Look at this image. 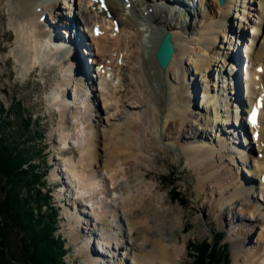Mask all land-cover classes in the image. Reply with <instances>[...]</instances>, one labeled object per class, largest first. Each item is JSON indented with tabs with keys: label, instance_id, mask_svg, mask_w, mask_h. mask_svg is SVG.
Wrapping results in <instances>:
<instances>
[{
	"label": "bare ground",
	"instance_id": "1",
	"mask_svg": "<svg viewBox=\"0 0 264 264\" xmlns=\"http://www.w3.org/2000/svg\"><path fill=\"white\" fill-rule=\"evenodd\" d=\"M102 1L104 3V7H102V10H99L101 5L100 3H92L91 0H68V3L70 8L74 7L75 9L73 12V16H76V19L79 18L78 24H81L86 28V30L84 31H89L90 29L91 38L93 41L91 43L93 46H95V51L99 53L100 58H106L109 55L112 56V53H114V56L117 58L115 60L123 57L121 51L124 50L121 49V45H123V42L125 41L124 39L127 34L130 35V38L132 39L131 42H134L136 46L140 44L143 45L141 52L135 51L129 55H126L127 58L130 59L128 62L132 63V69L130 71L135 81L134 84L129 83L128 86L130 87V89L134 87L137 91V94L133 95L130 98V104H128L129 100L124 101L119 99L120 95L117 96L113 95V93H110L111 90L115 89L113 86V82L110 83V80L107 81V78L105 79L107 75H104V72L102 71H100V81H96L97 76L95 74V80L92 78L84 80V89H80L76 85V88L73 89L72 87L70 91L67 90L66 87L70 83V77L80 76L84 78V76L81 75V72L85 73L84 71L85 69H87V67L83 65L82 59L79 57L81 53L79 51L81 49H83L84 51L85 49H87V36L85 35V33H80L77 26L74 30L72 28L71 32L64 39L65 30L62 29L63 25L60 26L63 19L61 20L62 13L60 11V7H57L58 0H0V5L4 3L6 4L8 9H12L14 12V16H12V18L10 17V19H12L10 28H12L17 38V45L13 49V51L14 57L17 59L22 68L21 71L24 70V73L26 71L29 74L37 68L42 69L45 66L49 67V65L52 66L56 64L64 65L62 68L64 74L62 76V81L59 83L61 90L58 89L59 91L57 90L55 93H53L52 96L49 97V100L51 105H58V109L61 110L63 115V120L61 121L62 123L59 127L60 129H58V132L60 133H58V140L62 145H64V147H61V151L67 148L70 140L72 141V139H75V141H77L80 158L77 162L74 159L68 160L66 162V174L71 179V181L75 180V183L79 186L80 192L78 193L79 197H77V199L81 202L90 203L87 206L89 208H92L91 210L94 213L92 214L93 219L100 222L99 225H102V229L105 231V234L103 236L104 243L110 245L111 243L114 244L115 241H119L122 243L123 240H125L127 244L132 243V247L129 252V254L132 255V262H130L129 264H180V261L186 258L184 256V254L187 253L186 245L180 246L178 244L179 240L175 242L170 239L168 241L162 236L156 239L152 238L150 235V231L152 230H154L151 233L153 236L156 235V231L159 233L161 232L165 222L164 214H167L169 216L170 214L178 213L174 209L166 208V206H164V196L159 194L161 186H159V184H156V182L150 183L149 180H147L146 177L150 174L141 170V161L142 159H144L146 151L148 150L147 147H149V140L151 139L153 144L156 142L155 134H160L161 127H163V129L166 131V134L176 133L178 135V142L188 139L198 140L200 138L197 133H181L182 127L179 128V122L187 116V108L185 107L186 104L188 103V101L193 104L191 100L192 96H185V88L187 86L185 85V83L187 82L185 81V77L187 76V74L186 70H184V59L182 58L189 57L191 59L195 57L196 60H193L194 69L201 75L203 81L205 79L204 82H210L209 69H212V62L214 61L213 55L218 54L217 50H215L214 47L217 40L214 35L218 34L220 30L223 32L227 30L226 20H223L216 25L213 21L210 22L212 18L211 16V18L206 19L204 23L203 20L199 22V30L201 31V29H204L205 33V35H199L200 37H198V39H200L198 40V43L202 44L203 46V48H200V50L188 49L190 48V46L187 45H194L195 42L192 41L191 43L188 40H183L185 38L183 35H181V33L185 34L188 32H192L187 24V21L190 18L196 15L203 18L205 17L202 16L203 12L201 7H203V5H208L209 3L210 8L213 7V9H219V12L217 11V13H219L220 15L225 10L228 13L229 10H231L232 6L234 7L235 0H225V3L222 5L219 4L221 3L220 0H195V3L194 0H190V2H192V7L190 6L188 10L185 9L180 13L175 12V10H173V7L177 6V4L180 3L182 5L183 2L189 7L188 0H186V2L185 0H153V3H151L150 5L148 4V0H143V2L141 1L142 6H145L147 4V8L145 10H142L143 8L139 9L141 6L140 2H137L135 0H129L130 5L127 9L126 4H123V0ZM129 1L125 2L127 3ZM210 2L212 4H210ZM214 2H217L218 5H214ZM259 2L262 11L259 14L260 20L256 24L257 27H261V23L264 20V0H259ZM199 4L202 6H199ZM169 6L171 7L170 10ZM183 6L185 7V5ZM37 7H41L42 10L40 9V11H37ZM138 9L141 12H138ZM127 10H129V13L126 15L125 11ZM136 12L139 13V15H141V13L144 15L145 13L144 16L147 18H151L155 26L149 25L148 23L150 22L148 21H144V24L140 23L137 19ZM171 14L181 19H176L177 23H181L180 25L177 26L171 24V21L168 19V16ZM68 15L69 14H66V16ZM219 15H216L214 17H217ZM41 16H44L47 22H49V20L56 19L54 24L56 26H59L56 31V36H53L54 34L51 33V29H49V27H45V23H40ZM94 26L97 27V32L95 35L93 34ZM229 26L230 28L228 30L233 34L236 30L232 24V21L229 22ZM107 28L109 31H107ZM166 31L171 34V39L173 40L175 50L170 62L166 66V69L163 71L156 63V48L160 43L162 34ZM215 31L218 32L216 33ZM147 34L149 36H146ZM75 36L79 37V41H76ZM238 36L239 33L235 35V43L236 41H238ZM66 38H68V40H66ZM259 38L261 39L260 42ZM255 41L256 46L252 45L250 47L246 46L247 43L245 45H241L237 42L236 48L234 46V50H232V53L227 56V58L231 59V61L226 63V69L228 66L230 67V65L235 63L237 52L240 51L238 48L239 46H241V48L243 49L244 46H246V50L248 49L249 52H252V54L249 55V61L252 62L251 64L249 63L250 65L255 66L256 64V66H258L264 63V32L261 33L260 37H256ZM68 43L71 45L68 46ZM78 44H80L82 47L80 48V45ZM89 50L88 52L90 55L92 51ZM111 56L109 57L110 59ZM227 58L225 59V61H227ZM70 62H72L73 67ZM103 64L104 68L110 65L107 64V62H104ZM161 74L162 77L160 76ZM251 75L254 77V79H256L257 71L252 72ZM245 76L247 79L248 75L246 74ZM251 77L248 76V80H251V84H255V81L253 82ZM211 78V81L215 83L214 77ZM128 80L129 79L126 76L122 77L121 74V83ZM158 80H162L160 82L161 85L156 84ZM95 81L97 82L98 86ZM80 83H82V81ZM213 83H211V85ZM249 85L250 82L246 80L244 87L247 92L246 95L251 93V86ZM96 86L98 87L99 92H101L99 93V96L103 98V103H101L103 109H105L108 113L112 110V101L115 104L113 110L116 109L117 112V108L119 107L118 103H120V101L127 107L136 110L139 105L144 106V103L147 100L152 101V103H150V107L146 108L144 117L139 118V121L138 119H132L128 122H125L124 131L116 127L113 128L112 132L115 135L114 138H109V135L100 133L96 135L97 137L95 135L92 137L91 135L93 133L95 134V125L94 123L90 122V117L93 116L90 114V111L93 108L95 109L96 105H94L93 102L94 97L92 98V95H89V89L90 93L93 90L92 92L94 95L96 93L94 91V87ZM111 86L113 89L110 88ZM155 86H159V88L156 89ZM191 86L193 87V93L199 92L200 86L198 82L191 84ZM121 87L122 86H119V88L123 90V88ZM209 87H205V89L202 90L201 93H204L202 94L203 101L205 102L207 100L205 102V106L207 105L205 107V112L207 114H210L209 118L212 117V119L210 120L212 121L211 127L216 128V136L215 138H213V141L216 142V139L218 140L219 138L230 139L229 135L233 133H230L228 131L222 132L221 130L222 124L228 122V120H226L225 118H229V112H227L228 110H226L225 106H223V104L228 100V95L225 94L221 96L220 93H217L218 88L209 89ZM223 89L225 91V88ZM98 90L96 88L97 92ZM71 92H74L77 96H79V99L75 100V103H73L74 100L69 101ZM68 93H70V97ZM180 98L184 100V105L179 103ZM251 100L252 97L248 96V102H250ZM89 101H91V103H89ZM96 109L95 111L99 110ZM222 111L226 112L225 115H220ZM70 113L72 115H70ZM210 121L205 122L206 125ZM85 122L86 126L83 127ZM202 123L204 122L199 121V125H203ZM244 124L247 126L248 123L244 122ZM77 129H79V132L76 131ZM255 129L258 131V137L254 136L253 138L258 139L257 143L259 141H263V147H261V150L264 152V128L262 125H260L259 122L258 126L255 125ZM75 131L77 132V136L76 134H74ZM108 133L111 132H107V134ZM233 137H236V140ZM233 137L230 140L233 144H235L237 148L240 149V146L237 145L240 144L242 140L235 135ZM223 142L224 139H221L218 145L219 150L222 152L228 150ZM237 142L239 143L236 145ZM100 143H102V147H104L105 144L107 146H105L106 148H103L105 149V153L103 154L101 152L103 151L102 147H99ZM74 146L77 148L76 145ZM192 148L193 147H187L185 149L189 154V158L191 159V161L193 160V163H195L197 167H200L201 169L205 167V170H207L203 161L205 159L209 160L210 157H212V155L216 153L214 151L215 149L211 147L207 148L205 146L201 147V150H195V148ZM242 149L244 151H240V154L242 153L243 155L245 149L244 147ZM244 154L246 155V153ZM252 165V171H254V174L263 178L264 160L258 161L257 164ZM125 166H127L126 170ZM99 167L106 168L105 176H107V178L105 179L107 180L104 182V185H102L103 179L101 180L100 178V175L102 176V171H99ZM126 173L130 174V178H134V187H131V185H126V183L121 184L118 182L119 179L125 177ZM219 179L220 178H218L217 180ZM224 181L226 180L222 181V179H220L219 184H222ZM102 186H107V188L103 190V192L108 195V198L109 200H111L112 204L108 203L109 200L107 201L103 199V197H101L100 191L102 190ZM234 186H236V184ZM245 187L246 184L244 186V184L242 183L231 195L235 198H246L247 202H242V206L244 207V209H242V212L248 210L249 214H247L248 216H245L244 221L247 220V222L249 223L260 224V220L264 217V212L263 210H260L259 207H256V203L254 200L255 196L253 195V193H248L249 191H251V189L247 192L246 190H244ZM260 191L264 197L263 181L260 184ZM119 192H121L120 195H124V197L121 196L122 198L120 197V200H114L113 196L115 195V193ZM231 195H229V198H232ZM75 208H77V206H75ZM98 209H100L99 212ZM212 212L213 211H211V214ZM226 215L227 214L223 216L226 217ZM238 215L237 212H235V214L233 213V217L231 218L232 220L230 222L234 223V220L237 217H243V214ZM175 219L179 220L180 218H172L171 220L174 221ZM106 223H110V225H113L114 227L105 228ZM121 224L124 225V227L127 226V228H129L128 233H123V231H121ZM138 237H141L142 242L136 244V238ZM249 237L250 234L248 233V230H242L240 234H238L234 242L235 257H237V261H240V259L242 258L241 261L244 262V264L249 262L252 258L254 259L253 262L258 258V251L253 250L251 252H247V250L245 251L243 249L244 244L249 241ZM114 246L118 247L119 245L117 243L114 244ZM262 250L263 254L261 261H259L260 264H264V247ZM89 264L107 263L94 258H90Z\"/></svg>",
	"mask_w": 264,
	"mask_h": 264
},
{
	"label": "rangeland",
	"instance_id": "2",
	"mask_svg": "<svg viewBox=\"0 0 264 264\" xmlns=\"http://www.w3.org/2000/svg\"><path fill=\"white\" fill-rule=\"evenodd\" d=\"M138 2H140L141 5L140 8L138 7L139 9L143 8L142 10H145L147 8V4L145 6H142V2L141 1ZM151 3H153V0H148V4L150 5ZM247 3L251 6L249 7V5H246ZM123 4H126V2H124ZM210 4L212 3L210 2ZM216 4L217 2L216 3L214 2V5ZM199 6L202 5L199 4ZM57 7L58 8L60 7V11L63 14V16L64 14L65 15L69 14L68 16H70L71 8L69 7L68 0H58ZM234 7L232 6L231 10H229L228 13L225 10L219 15V13H217V11L219 12V9H213V7L210 8L209 3L208 5L205 4L203 5V7H201L202 12L204 13V14L202 13V16L205 17L203 18L201 16L196 15L190 18L187 21L188 22L187 24L190 30H192V32L190 33L188 32L185 34L181 33V35H183L185 38L183 40H188L191 43L192 41L195 42L194 45H187L185 43L187 46H190V48H188L185 45L188 49L200 50V48L202 49L203 46L202 44L198 43V40H200L198 39V37L205 35V33H204V29H201V31L199 30L200 27L199 22L203 20L204 23L206 19H210L211 16L212 18L210 22L215 21L214 24L216 25L222 22L223 20H226L227 30L224 32L220 30L218 34L214 35L217 38L214 47L215 50H217L218 54L213 55L214 61L212 62V66H211L212 69H209L210 82L208 83L204 82L205 79L203 81L201 75L197 73V71L194 69L193 60H196L195 57H193L194 59L193 58L190 59L189 57L182 58L184 59L183 60V65L185 66L184 70H186V74H187V76L185 77L186 78L185 81H187L185 83V85H187L185 88V93H186L185 96L187 97L192 96L191 100L193 104H191L189 101L186 104L185 107L187 108L186 111L187 116L179 122L180 123L179 128L182 127L181 128L182 132L180 131L181 133L183 132H189L190 134L197 133L198 136H200V138L198 140L188 139L178 142L177 141L178 135L176 133L166 134V131L163 129V127H161L160 134L159 133H157V135L155 134L157 143L155 142L153 144L152 140L151 139L149 140V144H148L149 147H147L148 150L146 151L144 159H142L141 161V166H142L141 170L144 172H148L150 174L149 176L146 177L147 180H149L150 183L156 182V184H159V186H161L159 190V194L164 196V202H165V204L163 203L164 206H166V208H172L178 213V214H170L169 216L167 214H164L165 222L163 229L161 230L160 233L156 231L155 232L156 235L154 236L151 234L152 231H154L152 230L150 231V235L152 238H156V239L162 236L168 241L170 239L175 242L179 240L178 244L180 246L186 245L187 253L184 254L186 258H184V260H181L180 264L192 263L193 250L191 249V244H198L204 239H208L212 243L213 241H215L214 235H216V233H218L219 231H223L224 233L223 237L219 241V244L221 246L224 245L228 250L229 264H238V263L244 264V262L241 261L242 258L240 259V261L239 260L237 261V257H235V247H234V242L238 234H240L242 230H248V233L250 234L249 241H247V243L244 244L243 249L245 251L247 250V252L249 251L251 252L253 250L258 251L257 260L253 262L254 259L252 258L246 264H260L259 261H261L262 259V254H263L262 249L264 247V242H263L264 217L263 219H261L262 221L260 220V224L249 223L247 222V220L244 221L245 216H248L247 214H249V211L246 210L242 212V209H244V207L242 206V202H247V200L245 197L235 198L231 194H233L236 188H238L242 183L244 184V186L246 184L244 190L248 192L251 189V191H249L248 193L250 192H251L250 194L253 193V195L255 196L254 200L256 203V207H259L260 210H263L264 212V197L260 191V184L262 183L263 179L260 176L258 175L256 176L254 174V171H252L253 165L251 164L253 163L255 165L257 164L258 161L264 160V158L261 159L264 155L262 157H259V154L257 155L256 153L252 155L251 160H249L247 155L244 154L245 152L243 153V155L242 153L240 154V151L243 150L242 149L243 147L242 145H239L240 149L237 148L235 144H233L232 141L230 140L232 138L231 136L230 139L228 138L229 140L225 138H219L218 140L216 139V142H214L213 138H215L216 136L215 133L216 128L211 127L212 121L210 120L212 119V117L209 118L210 114L209 113L207 114L205 112V107L207 106V105L205 106V102L207 100L205 102L203 101L202 94L204 93H201V91L204 90L205 87L210 86L209 89L218 88L216 84L211 81L212 80L211 77H214L212 74L214 71H217L219 69H220V73H222L223 68H226L227 65L226 63L231 61V59H228L227 56H229V54L232 53V50H234L233 49L234 46L236 48V44L238 41H236L235 43L234 35L228 30L230 28L229 22L232 21V24L236 30L235 32H239L240 30H243L246 34L248 33V30L246 29L249 26H251V24L245 23L244 25V22L245 21L247 22L249 18L253 20H257L259 18V14L262 11L259 0H238V1L235 0ZM139 9L138 12L140 11ZM257 9L258 11H256ZM169 10H170V6H169ZM4 11L6 12V17L8 19V22L4 20V16L2 15ZM128 13L129 10L125 11L126 15ZM144 15L142 13L141 15L137 13L138 21L142 24L145 23L144 21H148L150 22L148 23L149 25L155 26L151 18H147ZM216 15L219 16L214 17ZM12 16H14L13 10L8 9L6 4L4 3L1 4L0 5V58H1L0 106L4 109V114L6 115V117H9V124H11L12 127L11 130L17 127V122L20 118L22 119V117H30V124L28 126V131L25 133L23 138L29 137L28 138L29 142L27 144L32 145V148H34L31 151L34 155H35V151H37L38 149L41 150L37 162L41 161V163H43V165L47 167L46 176L44 177L45 185L39 186V190L42 194L47 193L48 195H50L49 203L51 206L54 207V209H56L57 212L56 220H57L58 229L56 230L55 233L59 234L63 239L64 248H68V252L65 254L63 258L65 262L72 264H89L90 258L103 261L107 264H123V263L129 264L130 262H132V255L129 254L130 249L132 247L131 245L132 243L127 244L125 240H123L122 243L119 241L118 242L115 241L114 244L118 243L119 245L118 247L114 246L113 243H111L110 245L104 243L103 236L105 234V231L102 229V225H99L100 222L93 219L92 214L94 213L91 210L92 208H89L87 206L90 203L81 202L80 200L77 199V197H79L78 193L80 192L79 186L75 183V180L71 181V179L66 174L67 173L65 168L66 162L71 159H74L77 162L80 158V152L78 151V145L75 139H72V141L70 140L68 143V145L72 144L77 146L76 150L73 151L74 154L73 156L75 157H73L72 154L70 155L67 154L65 151H61V147L62 146L64 147V145H62L58 140V136L60 134L58 132V129H60L59 127L60 124L62 123L61 121L63 120V115L61 110L58 109V105H51L49 100V97L52 96L53 93H55L58 89L61 90L59 83L62 81V75L64 74L62 70L64 65L56 64L57 67L56 65H52L50 68L49 67H44L42 69L37 68L36 70H34L29 74L26 71L25 74L24 70L21 71L22 68L18 63L17 59L14 57V51H13V49L17 45L16 44L17 38L12 28H10L12 24V19H10V17L12 18ZM74 17L76 18V16ZM168 19L171 21L172 25L178 26L181 24V23H177L176 19L179 18L177 16H174L173 14L169 15ZM259 20L260 19H258V21ZM107 31H109L108 28ZM146 36L149 35L147 34ZM9 37L12 39L9 40ZM124 40L125 41L123 42V45H121L122 46L121 49L124 50L121 51L124 58L121 57L120 59L115 60L117 58L114 56V53H112V56L109 55L106 58L105 57L100 58L99 53L95 51L96 50L95 46H93L94 47L93 50L90 49L92 53L83 61L85 62L87 61V63H89L91 59V62L93 63L92 65H90L91 67L89 66L90 63L89 64L86 63L85 66L91 73H93L94 75L96 74L97 76L96 81L97 82L100 81L99 78L100 71L104 72V75L105 74L107 75L105 79L107 78V81L110 80L109 81L110 83L113 82V86L115 88L114 90H111L113 89L111 86L110 93H113V95H117V96L120 95L119 99L124 101L129 100L128 104H130L131 102L130 98L133 95H136L137 91L134 87L130 89V87L128 86L129 83L134 84L135 81L130 71L132 69V63L128 62L130 59L127 58L126 55L127 54L129 55L135 51L141 52L143 45L140 44L136 46L134 42L133 43L131 42L132 39L128 34L126 35ZM91 42H93L92 38H91ZM246 46L250 47L252 45L246 44ZM246 46H244V49L242 48L243 49L242 53L244 55V60L245 58L246 59L248 58V63L251 64L252 62L249 61L250 60L249 55L252 54V52H249L248 49L246 50ZM110 56L111 59L109 58ZM226 58L227 61H225ZM13 60H15V65L18 67L17 73H20V76L22 75L23 77L21 78L16 77ZM104 62H107V64L110 65L104 68L103 67ZM99 64L103 65L101 67L103 69H99L100 68L98 67ZM227 69H230V67L228 66ZM253 72H255V70ZM121 74L122 77L126 76L129 80L121 83L120 81ZM160 76L162 77V74ZM243 77L246 76L243 75ZM161 81L158 80L156 84L161 85L160 83ZM69 82H70L68 85L69 87L68 86L66 87L67 90L69 91L72 89V87L74 89L77 86L80 89H84L83 88L84 83L83 82L80 83L81 80L76 76L70 77ZM197 82L200 86L199 87L200 90L199 92L193 93L192 92L193 87L191 86V84ZM211 83L213 84L211 85ZM97 86L94 87L95 89L94 91L96 93L93 95L92 92L93 90L90 93L92 95V98L95 97L96 95L95 98H97L99 102L98 106L100 107L99 111H95V109L96 108L99 109V107L96 105V108L95 109L93 108L91 110V106H90V110H91L90 114L93 115L90 117V122L94 123L95 125V134L93 133L91 135L92 137L100 133V134L109 135L108 136L109 138L110 137L114 138L115 135L112 132L113 128L116 127L124 131L125 122H128L132 119L134 120L138 119L139 121L140 120L139 118L144 117V112L146 111V108L150 107V103H152V101L147 100L144 103V106L146 105L145 107L143 105H139V107L136 110L127 107L124 103L122 104V102L120 101L121 104L118 103L119 107L117 106L118 107L117 108L118 112H117L116 109L113 110L115 104L112 101L111 102L112 110L108 113L105 109H103V106L101 104L103 103L102 100L103 98L99 96L100 95L99 93L101 92H99ZM119 86H122L121 88H123V90L120 89ZM224 86L225 83L224 82L221 83L220 88L223 91H224L223 89ZM96 88L98 92L96 91ZM158 88L159 86L156 87V89ZM68 94L70 97V93ZM73 94L76 95V93L71 92V97L69 101L74 100L73 103H75V100H78L79 96L77 95L74 96ZM12 99H13V103H12ZM89 103H91V101H89ZM179 103L184 105L185 102L183 99L180 98ZM224 106L225 109L228 110L227 112H229L230 107L225 104ZM227 106L229 107V109ZM54 108L56 109V111ZM17 111H20L19 113L21 114L20 116L17 114ZM225 113H226L225 111H222L220 115L222 114L225 115ZM70 115L72 114L70 113ZM225 119L228 120L229 118L226 117ZM199 121L204 122L202 123L203 125H199ZM207 121L210 122H208V124L206 125L205 122ZM85 126H86V122H85ZM262 126L264 128V123H262ZM5 130L8 131V128H6ZM76 131L79 132V129H77ZM76 131L74 132V134H76L77 136ZM38 132H40L41 136L36 137L35 134H37ZM107 132H111V133L107 134ZM233 138L236 140V137ZM221 139H224L223 143L228 148L227 151L225 150L222 152L219 150L218 145ZM257 140L258 139L253 138L252 142L254 141L255 143H257ZM260 142L262 145V141H259L258 144H256V146L257 145L259 146ZM105 146L106 144L104 145V147H102V143L99 144V147L100 148L102 147V149L107 147ZM204 146L207 148L210 147L214 148L215 149L214 151L216 152L214 155H212V157H210L209 160L205 159L203 161L205 163L207 170H205V167H203L202 169L200 167H197V165L193 163V160L191 161V159L189 158V154L185 150L187 147L188 148L193 147L195 148V150L197 149L201 150L200 148ZM104 151L105 149L101 151L102 154L105 153ZM100 162H101V158H100ZM126 167L127 166H125V170ZM105 169L106 168L103 167L100 168L99 170L102 171L101 172L102 176L100 175L101 180L103 179L102 185H104L105 184L104 182L107 180L105 179L107 178V176H105L106 175ZM218 178L222 179V181L223 180L226 181H224L222 184H219L220 179L217 180ZM61 182L62 183L66 182V185L64 184L65 186L64 185L62 186ZM118 182L121 184L126 183V185H131V187L135 186L134 178L133 177L130 178L129 173H126L125 177L119 179ZM235 184L236 186H234ZM106 188L107 186H102L101 188L102 190L100 191V193H101V197H103V199L108 201L109 200L108 195L103 192V190H105ZM173 190L180 194L178 197L181 200L183 198L182 201H178L176 198H173V196L171 195V192ZM121 192L115 193V195L113 196L114 200H120L121 196L124 197V195H120ZM229 195H231L232 198H229ZM108 203L112 204L111 200H109ZM259 204H261L263 209H261ZM75 206H77V208H75ZM99 210L100 209H98V212ZM47 211H48L47 206L41 207V212H47ZM211 211H213L212 214ZM235 212H237V215L243 214L244 218L237 217L234 220V223L232 222L233 223L232 224L230 221L232 220L231 218L233 217V213L235 214ZM225 214H227L226 217L223 216ZM178 217L180 218L179 220L177 219H175L174 221L171 220L172 218H178ZM107 227L113 228L114 226L110 225V223H106L105 228ZM121 227L122 228L120 229L121 231H123V233H128L129 228H127V226L124 227V225L121 224ZM7 233L9 236L10 247L12 248V250L19 252L21 254L20 251L21 247L19 243V235H20L19 232L14 230L12 231L8 230ZM136 239H137L136 244L142 242L141 237L140 238L138 237ZM22 258L23 257L21 256V259ZM217 264H223V262Z\"/></svg>",
	"mask_w": 264,
	"mask_h": 264
},
{
	"label": "trees",
	"instance_id": "3",
	"mask_svg": "<svg viewBox=\"0 0 264 264\" xmlns=\"http://www.w3.org/2000/svg\"><path fill=\"white\" fill-rule=\"evenodd\" d=\"M29 124L30 117H22L11 130L9 117L0 109V264H72L65 262L67 249L61 236L55 233L57 212L49 203L50 195L39 190V186L45 185L47 172L35 157L41 150L36 149L34 155L31 152L34 148L27 144L29 137L23 138ZM35 135L41 136L40 132ZM171 195L183 200L174 190ZM42 206H47L48 211L41 212ZM8 230L19 232L21 254L10 247ZM222 235L218 233L212 243L204 239L191 244V264H229L228 250L219 244Z\"/></svg>",
	"mask_w": 264,
	"mask_h": 264
},
{
	"label": "water",
	"instance_id": "4",
	"mask_svg": "<svg viewBox=\"0 0 264 264\" xmlns=\"http://www.w3.org/2000/svg\"><path fill=\"white\" fill-rule=\"evenodd\" d=\"M174 50L171 34L169 32L164 33L156 48V63L161 70L164 71L166 69V66L173 56Z\"/></svg>",
	"mask_w": 264,
	"mask_h": 264
},
{
	"label": "snow or ice",
	"instance_id": "5",
	"mask_svg": "<svg viewBox=\"0 0 264 264\" xmlns=\"http://www.w3.org/2000/svg\"><path fill=\"white\" fill-rule=\"evenodd\" d=\"M253 123H255V112L253 113Z\"/></svg>",
	"mask_w": 264,
	"mask_h": 264
}]
</instances>
